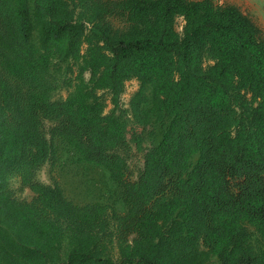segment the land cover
Returning a JSON list of instances; mask_svg holds the SVG:
<instances>
[{
  "label": "trees",
  "instance_id": "obj_1",
  "mask_svg": "<svg viewBox=\"0 0 264 264\" xmlns=\"http://www.w3.org/2000/svg\"><path fill=\"white\" fill-rule=\"evenodd\" d=\"M157 124L131 179L128 127ZM60 146L113 201L37 178ZM0 264H264L254 19L218 0H0Z\"/></svg>",
  "mask_w": 264,
  "mask_h": 264
},
{
  "label": "rangeland",
  "instance_id": "obj_2",
  "mask_svg": "<svg viewBox=\"0 0 264 264\" xmlns=\"http://www.w3.org/2000/svg\"><path fill=\"white\" fill-rule=\"evenodd\" d=\"M225 1H237L240 3V9L252 16L254 21L261 27L264 33V0H218V2L224 3ZM248 12V13H247ZM182 24V20L179 18L177 25L178 29ZM138 82L131 80L126 83L125 91L121 96V103L123 107L127 106V102L131 94L137 89ZM68 89L63 88L54 93V99L65 98L68 94ZM104 98L107 100L106 111L111 108V104L108 99L107 93H103ZM46 125H49L47 122ZM160 126L151 125L146 128L139 126L128 127L127 138L129 139L131 149L127 155V163L129 166L128 176L131 179L137 177L139 169L143 165V155L146 148L151 145L152 142L157 141L160 137ZM136 136H142L141 142L143 150L137 147ZM60 156L53 162L45 164L37 173V178L45 183H58L64 190L65 194L76 202H80L83 199H94L104 195L106 201H113L115 194L113 185L108 181L106 182L105 174L102 170L91 167L89 164L79 162L68 154L63 146H60ZM11 188L14 194L19 199L30 200L33 196V192L29 188H20L19 181L13 179L11 182ZM112 194L113 198H110L109 194Z\"/></svg>",
  "mask_w": 264,
  "mask_h": 264
},
{
  "label": "crops",
  "instance_id": "obj_3",
  "mask_svg": "<svg viewBox=\"0 0 264 264\" xmlns=\"http://www.w3.org/2000/svg\"><path fill=\"white\" fill-rule=\"evenodd\" d=\"M220 3H222V2H220ZM224 3H232V4H235V5H237V6H239L240 5V3H238L237 1H225ZM248 13V12H247ZM249 15V14H248ZM251 16V15H250ZM252 17V16H251ZM261 28V27H260Z\"/></svg>",
  "mask_w": 264,
  "mask_h": 264
}]
</instances>
